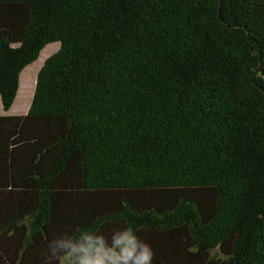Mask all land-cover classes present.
<instances>
[{
  "label": "trees",
  "instance_id": "trees-1",
  "mask_svg": "<svg viewBox=\"0 0 264 264\" xmlns=\"http://www.w3.org/2000/svg\"><path fill=\"white\" fill-rule=\"evenodd\" d=\"M53 43L0 116V264L127 224L153 264H264V0H0L5 111Z\"/></svg>",
  "mask_w": 264,
  "mask_h": 264
},
{
  "label": "clouds",
  "instance_id": "clouds-1",
  "mask_svg": "<svg viewBox=\"0 0 264 264\" xmlns=\"http://www.w3.org/2000/svg\"><path fill=\"white\" fill-rule=\"evenodd\" d=\"M45 258L47 264H153L154 251L139 229L127 224L109 232L93 227L62 232L47 241Z\"/></svg>",
  "mask_w": 264,
  "mask_h": 264
},
{
  "label": "rangeland",
  "instance_id": "rangeland-1",
  "mask_svg": "<svg viewBox=\"0 0 264 264\" xmlns=\"http://www.w3.org/2000/svg\"><path fill=\"white\" fill-rule=\"evenodd\" d=\"M59 46H60L59 43L57 44L53 43L51 46H48L45 53L43 54V57L40 59L37 65H34V66L31 65L28 68L26 67L25 71L22 72V75H21L22 78L20 82L21 90L19 91V95L17 96L16 102L14 103L13 110L15 114L21 115V114L26 113L24 111L25 106L26 105L30 106L33 100L37 75L41 67L44 65L45 60L49 56H51L54 52H56L59 49ZM0 104H2L1 100H0ZM0 110H1V107H0ZM1 115H3V113Z\"/></svg>",
  "mask_w": 264,
  "mask_h": 264
},
{
  "label": "crops",
  "instance_id": "crops-1",
  "mask_svg": "<svg viewBox=\"0 0 264 264\" xmlns=\"http://www.w3.org/2000/svg\"><path fill=\"white\" fill-rule=\"evenodd\" d=\"M22 78V77H21ZM21 90V89H20ZM2 103V102H1ZM2 104H0V107H1V110H0V116H1V114L3 113V115L4 114H7V115H17V114H15V112H14V106L9 110V111H5L3 108H2ZM29 107L30 106H25V112L27 113L28 112V110H29ZM26 113H24V114H26ZM24 114H21V115H24Z\"/></svg>",
  "mask_w": 264,
  "mask_h": 264
},
{
  "label": "bare ground",
  "instance_id": "bare-ground-1",
  "mask_svg": "<svg viewBox=\"0 0 264 264\" xmlns=\"http://www.w3.org/2000/svg\"><path fill=\"white\" fill-rule=\"evenodd\" d=\"M57 44V43H56ZM52 45V44H51ZM51 45H49V46H51ZM46 49L47 48H45L43 51H42V53H41V56H40V58H39V60L38 61H36L35 63H33L32 64V66H34V65H37V63L40 61V59L43 57V54L45 53V51H46Z\"/></svg>",
  "mask_w": 264,
  "mask_h": 264
}]
</instances>
